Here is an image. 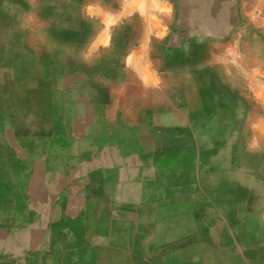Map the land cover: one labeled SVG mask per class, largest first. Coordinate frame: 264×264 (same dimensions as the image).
I'll return each mask as SVG.
<instances>
[{
    "label": "rangeland",
    "instance_id": "1",
    "mask_svg": "<svg viewBox=\"0 0 264 264\" xmlns=\"http://www.w3.org/2000/svg\"><path fill=\"white\" fill-rule=\"evenodd\" d=\"M124 3L0 0V264H264V0Z\"/></svg>",
    "mask_w": 264,
    "mask_h": 264
},
{
    "label": "crops",
    "instance_id": "2",
    "mask_svg": "<svg viewBox=\"0 0 264 264\" xmlns=\"http://www.w3.org/2000/svg\"><path fill=\"white\" fill-rule=\"evenodd\" d=\"M138 1L140 0H125V3L123 5L122 10L120 11L118 17H116L115 22H119L121 20H123L127 15L131 14L133 10L136 11H140L143 9V7H151L153 9L158 7V4L156 5V1L155 0H144L145 2H143V0H141L142 5H136L138 3ZM149 1V3H148ZM151 1V2H150ZM144 3V4H143ZM148 3V4H147ZM135 7V8H134ZM125 11V13H124ZM123 13V14H122ZM158 24H160V20L157 22ZM160 36L163 38L165 36V32L163 29H161L159 31ZM147 37H149L147 35ZM146 37V38H147ZM146 42V39L143 41V44ZM142 51V50H141ZM257 51V50H255ZM264 50H261V52H263ZM260 54V53H258ZM263 54V53H261ZM260 54V55H261ZM256 55V54H255ZM263 62L261 63L262 65V71L260 69V64L258 62L255 63V65L253 66V68L251 69V71H249L251 74L249 77H246L243 75V72L241 70L238 69V66L236 67L235 70H232L231 67L232 66H224L223 67V72H224V83L226 85V87L234 92V94L237 97H247L249 98L250 102L252 103H262L264 104V90H262V88L264 89V59L262 60ZM258 64V65H257ZM248 76V75H247ZM263 78V79H261ZM213 89V86L210 87ZM263 132V131H262ZM264 135V133H262ZM67 195H63V197L65 198ZM75 197H71V199H74ZM73 205V201L71 202V204L69 206ZM57 215H59L60 217H62V219H65L66 221H77V218H79L78 213H75L73 210L70 211L69 208H67L66 211H59L56 213ZM74 219V220H73Z\"/></svg>",
    "mask_w": 264,
    "mask_h": 264
},
{
    "label": "bare ground",
    "instance_id": "3",
    "mask_svg": "<svg viewBox=\"0 0 264 264\" xmlns=\"http://www.w3.org/2000/svg\"><path fill=\"white\" fill-rule=\"evenodd\" d=\"M147 1V0H146ZM153 1V0H152ZM156 1V0H155ZM143 2H144V0H143ZM151 2V1H150ZM148 3H149V1H148ZM147 3V4H148ZM150 4V3H149ZM137 6L139 5H142V3H141V0L140 1H138V3L136 4ZM156 5H157V3H156ZM135 8V7H134ZM164 9H165V7H164ZM73 12V11H72ZM124 13H125V11H124ZM60 14V13H59ZM68 14V13H67ZM123 14V13H122ZM63 18V17H62ZM62 27V26H61ZM140 29V28H139ZM190 39V38H189ZM58 57V56H57ZM106 64V63H105ZM258 65V64H257ZM105 70V69H104ZM175 78V77H174ZM175 82V81H174ZM180 82H181V80H180ZM183 87V86H182ZM181 92V91H180ZM182 93V92H181ZM178 94H179V92H178ZM183 95V94H182ZM182 95H180V96H182ZM179 96V97H180ZM181 98V97H180ZM187 113V112H186ZM239 124V123H238ZM228 247V246H227Z\"/></svg>",
    "mask_w": 264,
    "mask_h": 264
}]
</instances>
